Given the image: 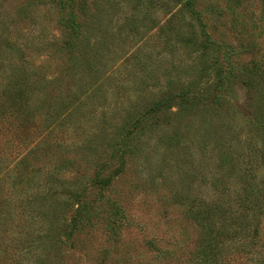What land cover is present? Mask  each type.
Here are the masks:
<instances>
[{"label":"rangeland","instance_id":"rangeland-1","mask_svg":"<svg viewBox=\"0 0 264 264\" xmlns=\"http://www.w3.org/2000/svg\"><path fill=\"white\" fill-rule=\"evenodd\" d=\"M192 3L197 19L172 0H0V174L13 155L38 141L0 185V264H189L197 234L183 217L188 205L175 198L194 195L199 175L215 172L216 151L202 148L209 138L236 136L233 145L244 155L254 152L264 182V148L243 112V77L218 105L208 87L212 59L224 68L230 50L239 68L264 66L263 0ZM68 9L79 28L70 56L61 50L70 39L58 21ZM13 74L33 81L23 112L3 95ZM181 89L194 97L172 101L158 123L150 119L130 141L135 150L123 172L104 189L90 187L99 163L108 161L102 176L117 166L108 151L124 120ZM174 134L179 151L165 143ZM66 162L71 167L61 170ZM51 170L69 181L56 200L66 198L68 186H87L93 209L71 248L58 250L48 239L59 229L36 199L46 192ZM258 246L242 252L228 243L220 264H256L248 255H264V225Z\"/></svg>","mask_w":264,"mask_h":264},{"label":"trees","instance_id":"trees-1","mask_svg":"<svg viewBox=\"0 0 264 264\" xmlns=\"http://www.w3.org/2000/svg\"><path fill=\"white\" fill-rule=\"evenodd\" d=\"M172 1L182 4L186 11L193 14L196 19L198 18V13L192 10V0ZM236 3L240 4V0H236ZM262 4L261 17L264 20V0ZM58 21L60 25L64 24L70 39L62 44L61 50L65 49L70 56L73 54V40L79 33L77 16L68 9L65 17ZM204 37L205 43H208V35L204 34ZM234 53L231 50L225 52L224 68H221L217 58L212 59L213 80L208 84V87L215 93L214 103L218 105L221 94L228 93L235 80L240 76L243 77L242 85L248 95V103L243 112L246 115L250 132L260 140L264 148V66L260 67L254 62H249L239 68L231 63L230 59ZM32 83L33 81L28 75L13 74L3 95L10 98L16 111L23 112L28 109L34 86ZM196 91H199V88ZM194 95L195 93L188 89H181L153 101L138 112L135 117H127L120 128L117 139L109 145L108 160H116L117 166L107 175L102 176L101 173L108 167V161L99 163L90 187L106 188L113 178L123 172L126 161L133 156L135 148L131 147L129 143L133 140L134 135L151 125L146 124L148 121L150 122V119L154 118L153 124H155L158 123L156 119L159 116L165 117V113L171 108L172 101L185 103ZM62 110L64 111V108ZM65 112L63 113L66 115L68 111ZM63 113L59 115H63ZM48 124L50 125L49 122ZM49 131L48 128L46 134ZM235 139L236 136L229 137L225 134L219 136L218 140L209 138L203 141V150L211 146L210 150L212 148L216 151L215 172L206 171L207 174L199 175L200 184L197 185L198 189L194 195H189L186 191L185 194H177V198H175V200H180V204L188 205L189 209L183 214V217L192 225L197 234L194 249L188 253L189 257L185 258V262L189 264H220L226 253V245L232 242L236 243L242 252H246L251 247H259L258 237L264 225V182L257 176L254 152L249 150L251 152L246 155L241 153L232 143ZM32 143L27 151L16 156L13 155L12 159L5 164L4 170L0 174V185L4 178L17 170L16 167L29 154L35 152L38 141ZM165 143L173 150H181L182 144L180 146L177 134L169 136ZM70 167L71 163L66 162L61 170ZM46 173L47 179L43 184L47 185V190L37 195L36 199L41 202L43 209L51 212L57 223L56 228L59 229L48 239L58 250L62 245L71 248L74 235L88 224L92 214L91 203L84 196L87 186L71 188L68 186V190L63 194L66 198L56 200L57 195H61L62 191L66 189L63 184L69 181L65 178L60 179L58 170ZM207 179H209L210 192L204 194L203 189L206 187ZM50 183L52 184L50 185ZM114 214H116L115 211ZM111 225H114L115 229L118 228L114 221ZM112 232L115 233V231ZM244 238H247L246 242H243ZM102 255L105 258L107 253L103 252ZM248 258L256 264H264L262 252L255 253L253 250L249 253Z\"/></svg>","mask_w":264,"mask_h":264}]
</instances>
